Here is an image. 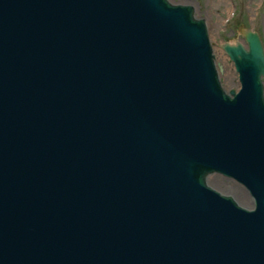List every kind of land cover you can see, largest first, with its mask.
<instances>
[{
	"label": "water",
	"instance_id": "1",
	"mask_svg": "<svg viewBox=\"0 0 264 264\" xmlns=\"http://www.w3.org/2000/svg\"><path fill=\"white\" fill-rule=\"evenodd\" d=\"M173 4L0 0V264H264L262 43Z\"/></svg>",
	"mask_w": 264,
	"mask_h": 264
},
{
	"label": "rangeland",
	"instance_id": "2",
	"mask_svg": "<svg viewBox=\"0 0 264 264\" xmlns=\"http://www.w3.org/2000/svg\"><path fill=\"white\" fill-rule=\"evenodd\" d=\"M172 3L196 4L199 14L206 18L209 37L211 42L220 46L222 38L229 40H240L241 28L250 29L257 27V30L264 39V0H169ZM227 29V35L223 36ZM231 30V32H230ZM218 59L223 66V81L225 89H237L238 78L233 65L220 49L217 50ZM209 184L224 195L232 196L241 206L250 208L252 202L244 190L221 176H213Z\"/></svg>",
	"mask_w": 264,
	"mask_h": 264
},
{
	"label": "flooded vegetation",
	"instance_id": "3",
	"mask_svg": "<svg viewBox=\"0 0 264 264\" xmlns=\"http://www.w3.org/2000/svg\"><path fill=\"white\" fill-rule=\"evenodd\" d=\"M231 32V31H230ZM259 32V31H258ZM260 35H261V33H259ZM262 36V35H261ZM262 39H263V36H262ZM241 40H242V38H241ZM263 43H264V39H263Z\"/></svg>",
	"mask_w": 264,
	"mask_h": 264
}]
</instances>
